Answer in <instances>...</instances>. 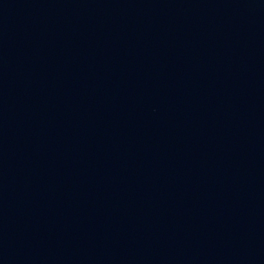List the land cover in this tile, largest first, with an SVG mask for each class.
<instances>
[{
	"label": "water",
	"instance_id": "95a60500",
	"mask_svg": "<svg viewBox=\"0 0 264 264\" xmlns=\"http://www.w3.org/2000/svg\"><path fill=\"white\" fill-rule=\"evenodd\" d=\"M0 264H264V0H0Z\"/></svg>",
	"mask_w": 264,
	"mask_h": 264
}]
</instances>
